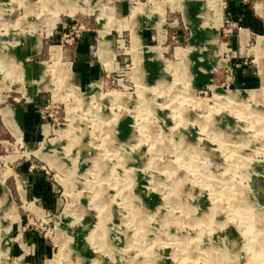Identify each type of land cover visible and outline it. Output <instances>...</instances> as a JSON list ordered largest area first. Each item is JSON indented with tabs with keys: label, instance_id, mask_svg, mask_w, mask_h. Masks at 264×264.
I'll return each instance as SVG.
<instances>
[{
	"label": "rangeland",
	"instance_id": "rangeland-1",
	"mask_svg": "<svg viewBox=\"0 0 264 264\" xmlns=\"http://www.w3.org/2000/svg\"><path fill=\"white\" fill-rule=\"evenodd\" d=\"M229 2L0 0V264H264V0Z\"/></svg>",
	"mask_w": 264,
	"mask_h": 264
},
{
	"label": "crops",
	"instance_id": "crops-1",
	"mask_svg": "<svg viewBox=\"0 0 264 264\" xmlns=\"http://www.w3.org/2000/svg\"><path fill=\"white\" fill-rule=\"evenodd\" d=\"M239 10L240 7L236 6V0H231V2H229L228 14L239 12ZM233 18L235 17L233 16ZM77 55L82 58L86 56L85 53L81 54L80 52ZM75 64L82 65L84 70L80 74L84 80L88 81L92 74V70L89 65L90 62L79 61V62H75ZM238 79H241V77H238ZM34 103H37V101L35 100ZM34 103H29L22 105L20 107H16V108L11 107V108L15 110V119L22 126L21 136H23L25 139L37 141L40 139L42 134L44 135L45 126L44 125L42 126L41 132L37 131L40 126H39V118L34 113ZM27 171H31L29 167H27ZM14 175H17L22 183L24 182L20 174L14 173ZM29 177H30V184H28L27 187H29L30 190H32L33 188L35 189V194L37 193L38 197L44 201L43 205L46 208L55 209L57 202L55 200V195L52 192L50 182L44 176H41L40 174H37L34 171H31V175Z\"/></svg>",
	"mask_w": 264,
	"mask_h": 264
},
{
	"label": "bare ground",
	"instance_id": "bare-ground-1",
	"mask_svg": "<svg viewBox=\"0 0 264 264\" xmlns=\"http://www.w3.org/2000/svg\"><path fill=\"white\" fill-rule=\"evenodd\" d=\"M262 49H264V44H262V46H261V48H260V50H262ZM263 67H264V63H263ZM263 78H264V69H263ZM127 101V100H126ZM152 109V108H151ZM160 114V113H159ZM125 121V120H124ZM121 124V123H120ZM115 128H116V126H115ZM128 129V128H127ZM118 131V130H117ZM47 133V132H46ZM113 133V132H112ZM127 133V132H126ZM121 136V135H120ZM122 137V136H121ZM126 137V136H125ZM124 137V139H126ZM135 138V137H134ZM134 138H133V140H134ZM126 142V141H125ZM123 143V142H122ZM129 145H130V143H129ZM47 147V146H46ZM146 155V154H145ZM146 161V160H145ZM145 163V162H144ZM114 165V164H113ZM127 166V165H126ZM114 168V167H113ZM79 169V168H78ZM79 171V170H78ZM103 171L102 170H99V173H102ZM113 172V171H112ZM180 172V171H179ZM260 185V184H259ZM261 186V185H260ZM258 187V186H257ZM264 187V186H263ZM104 189V188H103ZM175 192L174 193H172V195H176L174 198L175 199H180V197L181 198H183L184 197V189L182 188V186H181V184H180V182L178 183V186H176L175 187ZM105 190V189H104ZM186 192V191H185ZM263 192V191H262ZM137 193V192H136ZM138 194V193H137ZM256 194V193H255ZM259 194L261 195V193H260V191H259ZM144 195V194H143ZM263 196V195H262ZM100 198V197H99ZM260 198V197H259ZM143 199H144V196H143ZM161 201V200H160ZM146 204V203H145ZM143 205V204H142ZM77 210V209H76ZM138 210L137 209H135V215L137 216V215H140L138 212H137ZM264 211V210H263ZM85 212V211H84ZM216 220V219H215ZM206 221V220H205ZM89 228V227H88ZM232 228V227H231ZM86 230V229H85ZM226 230V229H225ZM88 231V230H87ZM83 232H85V231H83ZM86 233V232H85ZM219 234V233H218ZM221 234V233H220ZM234 235V234H233ZM219 236V235H218ZM227 236V235H226ZM234 237V236H233ZM228 238V237H227ZM220 240V239H219ZM75 241H76V239H75ZM78 242V241H77ZM113 245V244H112ZM117 245V244H116ZM120 245V244H119ZM225 246V245H224ZM114 248V247H113ZM114 250V249H113ZM118 251H120V250H118ZM117 251V252H118ZM123 252V251H122ZM117 257V256H116ZM120 258H121V256H120ZM124 263V262H123ZM111 264V263H110Z\"/></svg>",
	"mask_w": 264,
	"mask_h": 264
}]
</instances>
